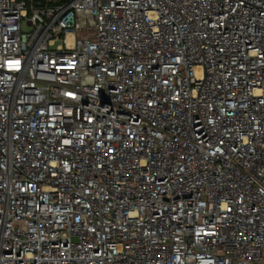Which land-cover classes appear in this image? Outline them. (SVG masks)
Segmentation results:
<instances>
[{
    "label": "built area",
    "instance_id": "built-area-1",
    "mask_svg": "<svg viewBox=\"0 0 264 264\" xmlns=\"http://www.w3.org/2000/svg\"><path fill=\"white\" fill-rule=\"evenodd\" d=\"M0 264H264V0H0Z\"/></svg>",
    "mask_w": 264,
    "mask_h": 264
},
{
    "label": "rangeland",
    "instance_id": "rangeland-1",
    "mask_svg": "<svg viewBox=\"0 0 264 264\" xmlns=\"http://www.w3.org/2000/svg\"><path fill=\"white\" fill-rule=\"evenodd\" d=\"M22 28H23V30H29V26L24 22L22 24Z\"/></svg>",
    "mask_w": 264,
    "mask_h": 264
}]
</instances>
